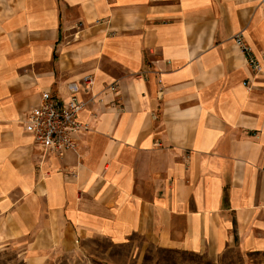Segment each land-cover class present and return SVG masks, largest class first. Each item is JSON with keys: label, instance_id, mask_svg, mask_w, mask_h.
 I'll return each mask as SVG.
<instances>
[{"label": "crops", "instance_id": "1", "mask_svg": "<svg viewBox=\"0 0 264 264\" xmlns=\"http://www.w3.org/2000/svg\"><path fill=\"white\" fill-rule=\"evenodd\" d=\"M72 82L89 129L46 151L26 117ZM134 232L264 250V0H0V242Z\"/></svg>", "mask_w": 264, "mask_h": 264}, {"label": "rangeland", "instance_id": "2", "mask_svg": "<svg viewBox=\"0 0 264 264\" xmlns=\"http://www.w3.org/2000/svg\"><path fill=\"white\" fill-rule=\"evenodd\" d=\"M22 240L0 242V264H264V250L242 249L238 244L219 255L182 247H167L134 232L116 242L106 235L80 238L75 250L43 249L31 259Z\"/></svg>", "mask_w": 264, "mask_h": 264}, {"label": "built area", "instance_id": "3", "mask_svg": "<svg viewBox=\"0 0 264 264\" xmlns=\"http://www.w3.org/2000/svg\"><path fill=\"white\" fill-rule=\"evenodd\" d=\"M236 42L246 54L248 64L258 69L260 62L246 40L237 35ZM82 80L87 87L92 84L90 76H85ZM109 88L115 90L116 86L110 84ZM85 106L86 102L80 98L79 86L75 82L70 84L68 98L58 97L46 90L41 94L40 103L33 107L26 117V131L33 136L34 142L46 151H77L82 135L89 129V125L79 118Z\"/></svg>", "mask_w": 264, "mask_h": 264}]
</instances>
